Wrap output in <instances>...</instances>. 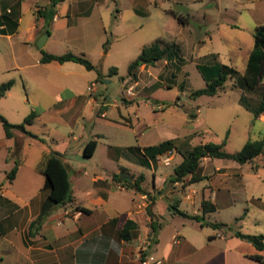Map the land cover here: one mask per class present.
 <instances>
[{
    "label": "rangeland",
    "instance_id": "1",
    "mask_svg": "<svg viewBox=\"0 0 264 264\" xmlns=\"http://www.w3.org/2000/svg\"><path fill=\"white\" fill-rule=\"evenodd\" d=\"M24 1V19L27 21L33 14L26 10L31 1ZM60 5V22L54 27L48 25L46 28L55 32L56 41L50 45L51 50L55 54H85L98 65L102 76L96 70L89 71L90 80L97 85L95 96L101 103H110L108 117L99 125L106 137L97 156L88 161L80 158L84 164L75 163L77 161L74 157L73 165L68 167L73 184L86 189L93 185L91 178L95 173L107 174L108 170L116 168V162L107 156L108 145H137V129L133 126L137 125L138 118L151 127L144 137L149 144L177 137L181 141L182 151H185L182 145L187 144L188 148H192L210 138L214 142L225 143V150L236 153L249 139L261 138L264 122L257 120L240 103L244 94L250 104L258 105L263 93L261 87L257 91L243 93V89L235 86L236 78H229L226 87L215 96L193 98L192 92L207 84L198 65H212L216 55L220 62L235 67L243 74L254 49L255 30L259 25H264V0H66L57 7ZM168 10L185 16L186 25H180L177 19L168 14ZM84 12L86 14L80 15ZM70 19L73 28L70 34H66L65 22ZM46 36L47 33H44L40 39ZM108 39L110 44L106 51L104 45ZM158 40L179 43L184 63L181 65L177 61L161 60L154 66H147L145 70H142V66L137 71V79L129 77L131 62L139 56L144 46ZM34 49L38 47L34 46ZM48 49L44 47V50ZM6 63V57L0 52V82L9 75L16 74L14 71H6ZM111 67L118 68L117 75L108 76ZM130 88L133 91L128 92L131 95L128 96ZM12 92L11 98L0 99V113L11 123L19 124L30 114L32 105L24 102L28 91L21 83L18 82ZM140 96L146 98L142 99ZM131 98L134 101L127 103ZM91 109L92 105L85 108L87 114H90ZM118 120L123 123H117ZM131 120L133 124L130 123ZM80 122L87 124L88 135L93 130L92 121L86 118ZM81 124L76 125L78 131H81ZM29 129L39 132L41 137L37 135L36 138L18 131L17 135L20 137L17 138V145L13 139H6L0 120V143L7 141L12 145L10 149L0 145V172L5 175L17 163L21 164L18 178L12 184L8 181L4 184L26 199L35 196L34 193L41 190L44 181V176L37 167L43 158L39 143L43 142L45 136L37 126H28ZM45 132L60 141L67 137L68 128L65 124L54 122ZM121 159L133 173L138 175L143 172L152 177L153 172L149 167L124 157ZM182 159L183 155L179 152L168 166L163 163L162 158L157 159V162L154 160L157 166L154 173L158 176L171 174ZM158 161L161 162L160 165ZM262 161L264 162V155L245 164L229 159H214V165L238 168L243 175L242 179L230 181L227 185L230 189L235 187L231 195L234 202L230 205L219 204L215 212L205 214L203 221L222 222L226 226L221 229L209 225L201 227L199 221L189 216L168 213V196L162 198L158 195L155 211L160 214L164 227L161 235L162 248L171 243L174 234L179 231L187 241L180 246L181 262L260 264L252 259V256L258 254L256 248L238 238L235 232L242 230L248 234L264 235V206L259 203V199L264 203V169L257 170L253 167ZM189 180L187 178L186 183ZM205 184H208L207 180H201L197 185ZM186 185L170 183L171 189L178 193L184 192ZM7 196L19 202L12 194ZM134 197L131 189L117 192L118 207L125 210L131 207ZM188 210L191 209L183 206L181 211ZM64 211V207L58 208L52 218L56 219ZM246 211L248 215L243 220H237ZM72 213L73 211H69L67 215L72 216ZM200 215L203 216L204 213L200 212ZM2 216L0 213V219ZM71 225L74 223L71 222ZM222 233L224 237L220 236ZM0 245L6 246L1 239Z\"/></svg>",
    "mask_w": 264,
    "mask_h": 264
},
{
    "label": "crops",
    "instance_id": "2",
    "mask_svg": "<svg viewBox=\"0 0 264 264\" xmlns=\"http://www.w3.org/2000/svg\"><path fill=\"white\" fill-rule=\"evenodd\" d=\"M30 1L26 10L31 11L33 16L25 21L24 0H0V15L3 13L6 15L0 25V29H3L0 33V52L6 57V71L16 72V74L4 78L5 80H1L0 84L14 80V86L19 82L27 89L28 96L24 102L32 105L31 112L38 113L34 123L29 126H37L40 133L45 136L43 138L50 141L48 143L43 139V142L39 143L42 155L58 151L62 154L67 167L73 165L75 158L77 161L75 163L84 164L80 158L87 161L94 159L106 137L104 132L99 129V125L104 118L108 117L107 110L110 103L99 102L100 100L96 97L97 85L95 90H92L91 85L95 81L90 80V70L83 64L74 61L62 63L58 60L42 62L43 52L46 51L44 47L49 48L46 52L55 54L50 47L56 41L55 32H50L46 28L48 25L54 27L60 22L62 5L59 8L56 7V13L50 19L51 0ZM64 1L66 0L62 2ZM84 14L86 13H80V15ZM64 28L66 34H70L73 28L71 19L65 22ZM44 33H47L45 44L40 47L37 42ZM34 46H37L38 49H34ZM166 61L168 62V60ZM146 67L144 66L142 70H145ZM262 84H264V78L258 87L264 91ZM14 86L4 97L11 98L13 96ZM127 95L131 96L128 91ZM140 97L146 98L145 96ZM46 99L49 101L45 102ZM133 101L131 98L127 100V103ZM240 103L243 105L241 98ZM88 105L93 106L90 114H87L85 110ZM114 105L118 106V103L114 102ZM243 106L245 107V105ZM120 115L123 117V114ZM86 118H89L93 124V130L88 135L86 134L87 124L80 122L81 119ZM256 119L264 122V112ZM54 122L66 125L68 128L66 138L59 141L52 134L45 132ZM117 123H123V121L118 120ZM130 123L133 124L132 120ZM78 124H81V131L77 130L76 125ZM133 128L137 129L138 144L131 147L140 148H134L131 151L128 150L129 146L108 145L107 156L116 162V168L108 170L107 174L95 173L91 178L93 185L86 189L73 184L74 180L70 178L74 201L64 206V213L56 219H53V214H51L42 229L34 235L30 234V224L40 214L42 204L49 192L45 176L38 170L44 176L43 186L40 191L34 193L35 196L26 199L17 195L12 187L4 184L5 181H8L6 179L8 172L5 175L0 172V213L3 215L0 219V239L6 244L5 247L0 245V249H2L0 250V264H142L138 257V251L146 241L148 243L147 253L161 259L162 264H193L181 262L180 246L187 241L179 231L174 234L172 242L162 248L161 235L164 227L160 220V214L155 211L158 195H161L162 198L168 196V213H178L175 206H178L180 210L186 206L191 210L185 213L200 215V212H203L202 202L204 200L213 202L215 206L232 204L234 201L231 195L235 187L232 186L230 189L227 185L230 181L242 179L243 175L238 168L216 166L213 164L214 159L207 157L201 162L197 175L203 177L201 180H207L208 184L198 186L197 184L201 181L199 180L188 184L184 192L178 193L171 189L168 182L172 173L158 176L154 173L157 169L154 160L149 159V165L142 163L145 154L144 147L152 146L144 139L147 129L151 127L147 123L143 124L138 118V123ZM17 132L12 138L6 137V134L5 137L7 140L13 139L19 145L17 138L20 135H17ZM33 133L41 137L39 132ZM263 135L264 133L261 138ZM92 140H96V148L92 156H86L85 148ZM166 140L174 142L176 147L174 159L179 153L178 150H181V141L177 137ZM209 141L212 140L206 138L204 142ZM0 145L8 149L12 147L7 141H3ZM186 145H182L185 150L190 149ZM165 154L158 155L157 159L161 160ZM121 157L149 167L153 172L152 177L143 172H139L138 175L133 173ZM160 163L158 161V165ZM20 167L21 164L16 179L19 176ZM253 167L257 170L264 169V162L257 163ZM123 172L131 174L134 179L145 175V180L141 185L146 193L138 191L135 187H129L126 183L115 178L116 174L121 175ZM191 177L190 175L187 178L191 179ZM177 184L179 182L175 183V185ZM128 189H131L135 195L132 205L126 210L120 209L116 201V194ZM8 194H12L19 202L9 198ZM259 203L264 206L261 199H259ZM68 211H73L72 216L67 215ZM128 219L136 222L137 228L134 230L133 238L126 241L120 237L119 231ZM71 222L74 225L70 226ZM153 223L156 225L155 231L152 228ZM220 236L224 237V234L222 233ZM149 239H152V242ZM225 239L228 237L225 236ZM256 250L258 254L264 256V250L261 251L257 248ZM155 251L158 255L155 254Z\"/></svg>",
    "mask_w": 264,
    "mask_h": 264
},
{
    "label": "trees",
    "instance_id": "3",
    "mask_svg": "<svg viewBox=\"0 0 264 264\" xmlns=\"http://www.w3.org/2000/svg\"><path fill=\"white\" fill-rule=\"evenodd\" d=\"M63 0H51V5L49 7L50 19L53 18L56 13L57 5ZM168 14L175 17L178 22L182 25H186L187 18L174 10H168ZM6 15L3 13L0 15V25ZM3 29H0V33ZM255 45L252 50L245 71L243 74L232 66L223 64L218 60V55L215 56V62L212 65H198V68L206 80V86L203 88L196 89L192 92V97L197 98L203 95L215 96L219 94L220 90L226 87L229 78H236L235 86L243 89L245 92L257 91L259 85L264 78V25H259L254 33ZM110 40L108 39L104 45L106 51ZM52 60H58L60 62L74 61L83 64L88 70H96L99 76H102L101 68L94 64L85 54H77L74 52H67L64 54H53L46 51L43 52L42 62H49ZM161 60L177 61L181 65L184 63V57L182 54V49L177 42L168 43L164 40H158L151 45L144 46L139 56L131 62L129 66V77L132 79L138 78L137 71L142 66L155 65ZM118 74L117 67H111L108 76H113ZM15 81L10 80L0 84V99L6 96L7 92L11 90L14 86ZM241 102L247 109H249L257 118L264 112V91L262 93V98L258 105H252L248 101L246 95H242ZM38 113L32 111L24 120V122L19 124L11 123L4 115L0 113V120L3 124L6 137L12 138L16 135V131L24 132L28 135L38 137L36 134L28 130V126L33 124L37 118ZM96 140H92L88 143L85 148V155L92 156L96 148ZM225 143H217L214 141L202 142L198 145L193 146L185 151L178 150L182 155V161L174 168L172 175L168 178L169 183H183L190 184L197 182L203 177L198 176L197 172L200 169L201 162L207 158L213 159H230L234 160L240 164H245L248 162L255 161L259 157L264 155V135L261 139L253 140L249 139L243 148L236 152L230 153L224 148ZM134 148L140 147H130L128 150H134ZM173 140H166L158 145H152L144 147V160L142 163L144 165H149V159L157 160V156L160 154H165L171 149H175ZM19 163H17L6 175L8 182L12 183L18 174ZM38 170L45 176L46 185L49 192L42 204V209L40 214L34 219L30 224V234L34 235L38 233L46 220L53 214L58 208L64 207L67 204L74 201L72 182L69 176L67 164L64 162L62 154L58 151H51L43 155L42 161L39 163ZM192 176L191 179L186 183L187 177ZM115 178L121 182L126 183L129 187H135L138 191L146 193V190L142 187L141 183L145 180V175H140L135 178L134 182L123 179L119 174L115 175ZM186 185V186H187ZM176 211L180 214L189 216L200 222L201 227L206 225L212 226L216 229H221L226 226L222 222H211L203 221L205 219L206 213H211L216 211V206L213 202L204 200L202 202V209L204 215H190L178 209L175 206ZM81 211L86 209H79ZM248 215V211L239 217L237 220H243ZM137 228V223L133 220L128 219L122 229L119 231V235L122 239L129 241L133 238L134 230ZM152 228L156 230V225L153 223ZM235 235L251 243L258 250H264V235L248 234L244 233L242 230H237ZM152 242V239H149ZM252 258L258 261L260 264H264V256L257 254L252 256Z\"/></svg>",
    "mask_w": 264,
    "mask_h": 264
},
{
    "label": "built area",
    "instance_id": "4",
    "mask_svg": "<svg viewBox=\"0 0 264 264\" xmlns=\"http://www.w3.org/2000/svg\"><path fill=\"white\" fill-rule=\"evenodd\" d=\"M96 84L92 83L91 88L92 90H95ZM133 89L130 88L129 89V93H132ZM175 154V149H171L169 150L165 155H163L162 157V161L165 165H171L172 160H173V156ZM69 213V211L67 212ZM80 214V212H79ZM147 241L143 242V244L140 246V249L138 251V257L140 258L142 264H162V260L156 258V256L152 255V254H148V245H147Z\"/></svg>",
    "mask_w": 264,
    "mask_h": 264
},
{
    "label": "water",
    "instance_id": "5",
    "mask_svg": "<svg viewBox=\"0 0 264 264\" xmlns=\"http://www.w3.org/2000/svg\"><path fill=\"white\" fill-rule=\"evenodd\" d=\"M47 37V36H46ZM46 37H42L40 40H39V42H38V45L40 46V47H43L44 46V44H45V38ZM123 179H126V180H129V181H131V182H133L135 179H134V177L131 175V174H129V173H127V172H123V173H121V175H120Z\"/></svg>",
    "mask_w": 264,
    "mask_h": 264
}]
</instances>
